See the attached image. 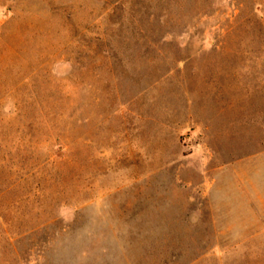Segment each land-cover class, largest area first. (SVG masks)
I'll return each mask as SVG.
<instances>
[{
  "label": "rangeland",
  "instance_id": "374dc122",
  "mask_svg": "<svg viewBox=\"0 0 264 264\" xmlns=\"http://www.w3.org/2000/svg\"><path fill=\"white\" fill-rule=\"evenodd\" d=\"M0 264H264V0H0Z\"/></svg>",
  "mask_w": 264,
  "mask_h": 264
}]
</instances>
